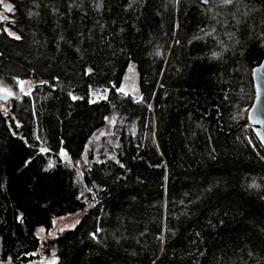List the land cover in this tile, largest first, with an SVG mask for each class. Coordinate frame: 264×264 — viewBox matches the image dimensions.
<instances>
[{"label":"trees","instance_id":"16d2710c","mask_svg":"<svg viewBox=\"0 0 264 264\" xmlns=\"http://www.w3.org/2000/svg\"><path fill=\"white\" fill-rule=\"evenodd\" d=\"M2 3L22 39L0 30V83L34 84L0 107V261L46 245L56 264H264V148L247 120L264 0ZM130 73L136 95L109 85Z\"/></svg>","mask_w":264,"mask_h":264},{"label":"snow or ice","instance_id":"6c2138e0","mask_svg":"<svg viewBox=\"0 0 264 264\" xmlns=\"http://www.w3.org/2000/svg\"><path fill=\"white\" fill-rule=\"evenodd\" d=\"M200 2L203 4H207V3H209V0H200ZM234 4L237 5L236 11L238 12L239 11L238 0H218V3L215 4L214 6L221 7V8H231ZM0 7H2L5 12L10 13V14L14 13V11H15L14 5L12 3H2V0H0ZM28 15L31 16L32 13L29 12ZM229 15L231 16L232 20L235 21V25H233V27H236L237 25H240L242 23V21L236 15V12L229 13ZM212 19H216V17L213 16ZM217 23H221V21H217ZM224 23H227V21H224ZM9 25H11V27L14 28L15 27V20L13 18H11L10 16L0 15V30H2L3 34H5L7 37L14 39V40H17V41L21 40L22 37L20 35L16 34L14 31H12L11 28L9 27ZM236 30L238 31L239 29L237 28ZM200 31L203 32L205 36H212V33L215 32V28L214 27L211 28L208 32H204V29H200ZM228 36H229V39H232L234 41V43H239V41L235 40V34L234 33H229ZM262 36H264V34H262ZM199 38L200 37H194L193 39H199ZM213 39H215V37H213ZM177 43H179V41H177ZM156 54L159 55L160 53L157 52ZM211 56H212V58H217L218 56H220V53L213 51L211 53ZM262 69H264V62H261L258 65V67L256 69H254L253 71L254 72H260ZM90 72H91V69H87L85 71V75L89 74ZM53 79H57V78L53 77ZM13 80L15 81L16 85L20 88L21 93H23L25 95L29 94L31 89L29 88V92L25 91L24 85L26 82L24 80H21L18 77H13ZM40 83L46 84L47 81H40ZM108 83L112 88L115 89L116 92L123 93L124 95H127V93L124 90L125 86L123 83H121L119 85V87H117L115 84H113L112 81H109ZM93 91L94 90L91 88V86H89V95L90 96L93 94ZM95 91H96V94L99 95V91L98 90H95ZM107 91H108V89L105 88L104 89L105 94L107 93ZM0 92H2L5 95H8V96L13 95V93L11 91L4 89V88H0ZM69 97L73 101L82 98V97H77V96L72 95L71 92H69ZM105 98H106V96H105ZM141 99H142V97H141ZM88 102L91 104V103H94L95 101H93L92 99H89ZM134 102H139V101L134 99ZM150 107H151V105H149V108ZM105 119H107V118H105ZM17 126H19V125H17ZM261 143L264 144V141H261ZM39 151L41 154H43L45 152H48L49 149L40 148ZM57 154L61 157L62 162L64 161V158L67 156V153L65 152V150L63 148H60V150ZM27 163L28 162H26V164ZM117 163H119V162L117 161ZM69 164H71L70 161H69ZM77 164H78V162H77ZM48 167L49 168L52 167L51 161H49ZM120 167H124V165L120 164ZM46 170H47V168L45 169V171ZM89 191H91V190L89 189ZM78 199H79V197H78ZM76 223H79V221H77ZM53 224H55V221H53ZM40 231H44V229H40ZM99 231H100V229L97 228L96 232H99ZM89 235L91 236V238L93 240H96L97 237L94 233H89ZM33 254H35V253H33ZM0 264H10V260L0 261ZM49 264H56V260L55 259L50 260Z\"/></svg>","mask_w":264,"mask_h":264},{"label":"rangeland","instance_id":"374dc122","mask_svg":"<svg viewBox=\"0 0 264 264\" xmlns=\"http://www.w3.org/2000/svg\"><path fill=\"white\" fill-rule=\"evenodd\" d=\"M25 82L26 83L24 85V89L26 92H29V88L31 89V87L34 83L32 81H28V80H25ZM134 84H135V74L130 73L128 75V78H127L126 83H125V91L131 93L132 95H136ZM0 88H4V89L11 91L13 93V95H11L12 99H19L21 97V91H20L19 87H18V90H15V89L9 88L8 86L2 85L0 83ZM95 97L96 96H93V99ZM7 104L8 103L3 104L0 102V107L6 108ZM79 218H80V214L62 217V218L55 221V224L52 225L51 230L40 231V229H39L38 237H39L40 241L45 242L48 239L54 238L60 232L73 228L77 224L76 222L79 220ZM37 255L39 256L38 259L36 261L30 263V264H49V261L54 259L53 258L54 251L52 249L48 248L46 245L42 246L40 248V250H38Z\"/></svg>","mask_w":264,"mask_h":264},{"label":"water","instance_id":"95a60500","mask_svg":"<svg viewBox=\"0 0 264 264\" xmlns=\"http://www.w3.org/2000/svg\"><path fill=\"white\" fill-rule=\"evenodd\" d=\"M261 62H264V58ZM257 67L258 65L252 69L251 74L255 94L253 103L247 112V120L248 126L252 129L254 135L264 148V144L261 143V141H264V69L260 72H254L253 70ZM10 100H12V96L0 92L1 103L6 104Z\"/></svg>","mask_w":264,"mask_h":264}]
</instances>
